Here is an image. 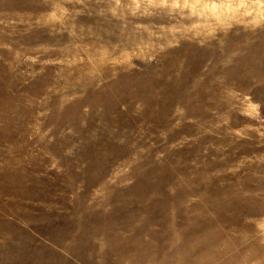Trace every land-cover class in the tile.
I'll list each match as a JSON object with an SVG mask.
<instances>
[{
    "label": "rangeland",
    "instance_id": "374dc122",
    "mask_svg": "<svg viewBox=\"0 0 264 264\" xmlns=\"http://www.w3.org/2000/svg\"><path fill=\"white\" fill-rule=\"evenodd\" d=\"M0 264H264V0H0Z\"/></svg>",
    "mask_w": 264,
    "mask_h": 264
}]
</instances>
